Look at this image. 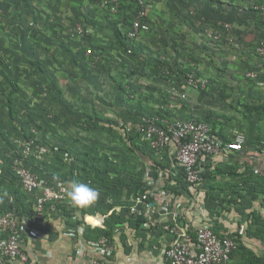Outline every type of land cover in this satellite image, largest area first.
<instances>
[{
    "label": "rangeland",
    "instance_id": "obj_1",
    "mask_svg": "<svg viewBox=\"0 0 264 264\" xmlns=\"http://www.w3.org/2000/svg\"><path fill=\"white\" fill-rule=\"evenodd\" d=\"M151 1L141 37L132 41L124 35L130 9L117 18L99 0H0L2 190L11 187L5 167L10 145L29 127L57 150L51 160L74 156L61 173L84 166L91 176L86 181L99 191L93 206L106 212L116 206L128 210L125 200L144 147L143 138L126 139L117 126L121 119L139 124L164 109L182 117L177 110L200 97L195 106L201 113L206 109L203 116L234 127L248 120V137L264 139V55L256 53L264 40V15L252 6L254 0ZM226 17L229 36L238 38L236 48L226 40L217 46L206 35L222 28ZM187 74L208 79V88L191 87ZM226 160L212 168L202 188L211 193L208 204L217 212L226 208L246 216L254 208L249 190L254 173L237 159ZM52 166L50 173L59 174ZM257 212L248 218L260 216Z\"/></svg>",
    "mask_w": 264,
    "mask_h": 264
},
{
    "label": "built area",
    "instance_id": "obj_2",
    "mask_svg": "<svg viewBox=\"0 0 264 264\" xmlns=\"http://www.w3.org/2000/svg\"><path fill=\"white\" fill-rule=\"evenodd\" d=\"M99 2L113 15L118 14L125 4H133L134 12L131 13V26L127 33V38L132 41L141 37L145 20L154 6L151 0H99ZM254 7L264 15V3L254 4ZM231 29L230 23H224L222 28L207 30L206 35L214 42L221 41L224 35L233 41V36H229L233 31ZM83 31L84 28L80 27V33ZM128 51L130 53L131 49ZM256 51L257 54L264 55V40L259 42ZM186 79V83L193 88L204 90L208 88V79L194 74H187ZM183 97H186V94H183ZM119 126L126 132H132L135 128L141 131L143 139L148 142L152 152L157 154L159 161L163 162L165 159L164 156L158 155L169 150L177 159L178 166L185 175L184 182L188 186L195 184L199 187L205 181L202 161L221 152H244L247 142V137L242 132L225 141L219 136L218 128L196 116L168 120L151 114L139 124L121 119ZM29 131L27 137L12 142L8 160L10 181H16L28 195L32 207L30 211H25L17 205L12 195L3 196V192H0V264H31L33 261L34 264H39L36 251L32 254L31 248L36 242L49 243L57 237L60 231L56 220L60 215L62 217L66 215V218L69 216L63 206H67V212L72 214L70 219L75 220V224L74 227L67 226L61 231L62 234L74 240L82 237L84 243L77 242L73 255L61 264H111L115 252L113 238L105 234L97 239L86 237L89 226L104 228L105 222L96 214L82 215L77 210L78 206L69 200L67 192L73 186V180L48 176L47 168L41 172L37 169L44 164L51 166L60 160L50 159L57 150L42 140L35 127ZM261 148L264 153V142ZM148 158H144L142 164L145 187L139 188L132 195V202L128 205L130 217L144 215L168 235L169 239L159 244L168 264H229L239 249L237 237L216 231L214 223L209 220L198 226L184 223L180 213L184 204L177 198L179 196L167 194L169 200L153 201V197H162L160 196L162 191L156 190L153 185L161 180H170L172 177L170 175L174 177L176 172L171 171V167L162 168L153 158L152 160ZM75 160L74 156L67 153L63 158L64 162ZM80 173L83 174V171ZM261 174L264 180V171ZM162 193L166 194L165 191ZM120 211L112 209L103 217L107 218L115 213L118 215ZM90 218H96V221ZM45 256L50 258L51 252L45 251Z\"/></svg>",
    "mask_w": 264,
    "mask_h": 264
},
{
    "label": "crops",
    "instance_id": "obj_3",
    "mask_svg": "<svg viewBox=\"0 0 264 264\" xmlns=\"http://www.w3.org/2000/svg\"><path fill=\"white\" fill-rule=\"evenodd\" d=\"M251 3H253L252 6L254 7V4H261L264 3V1L255 2L254 0ZM227 20L228 19L226 17L225 23H230ZM262 20L264 21V19ZM219 23H221V21H219ZM233 38L234 40L230 41L227 35H224L223 37V39L226 40V45L229 46L230 48H232L230 46L231 44H234L236 48L239 43L238 38L236 36H233ZM258 42L259 41H257L256 43ZM214 44H216L217 46H223V45H219L220 44L219 42H214ZM183 94L186 93L183 92ZM192 99L193 101L189 103L188 108H182L181 110L178 109L177 111L178 112L181 111L183 116H188V117L196 116L202 119L211 120L214 124H216L219 127V129L223 131V133H225L228 136L226 137L227 140L238 132H242L246 135L247 142L245 144L244 152H221L216 156L206 159L202 162H203V167L205 169V173L207 172V174L212 171V168L215 171L217 168L216 166L220 164H226L227 163L226 158L237 159L238 161H240L242 166L244 165L249 169V171L253 172L254 173L252 177L253 185L251 186L252 188L250 187L249 190L252 192L251 194H253L251 198H255L253 200L254 208L248 209L247 212L248 214L245 216V214L243 213H239V212L237 213L234 210L230 211V209L226 210V208H224L225 212H223L222 210H221L222 212L221 211L217 212L216 211L217 208L215 210L212 208V206H209L207 200L206 201L203 200L202 202L203 204H200L197 207H195V203H194L195 201L193 203L189 202L190 195L186 190L187 188H189V186H186L184 188L185 186L184 181H183L184 186H182L181 183L180 184L176 183L175 179L179 176V170L177 169L178 164L174 165V163L171 164V168H172L171 171L176 172V175L174 177L173 175H170L172 176L170 180H161L158 181L155 185H153V188H155L156 190H160V192L165 191L166 194L161 192L160 196L162 197L160 198L153 197L152 200L153 201L159 200V202H162L163 200H167V199L169 200V197L168 198L166 197L168 196L167 194H169V196L171 195L179 196L177 198L181 200L184 204L183 209L180 210V213L182 215V221L184 223L186 222L188 224L198 226L203 221L209 220L214 223L213 226L215 227L216 231L220 233H228L235 235L239 242V249L234 253L232 260L229 264H264V180L261 174V172L264 171V153L261 151L262 149L261 144H263L264 139L258 142V140H252V138L248 137V134L244 131V129H246V126H248L246 125L247 122H249L248 120H246L245 122L239 120V125L234 127V125H228V124H232L231 122H227V123L223 122L222 124H219L218 122L213 121L214 119L213 117L203 116V115H207L206 109L204 110L203 113H201L200 108H197V106H195L196 101L197 100L199 101L200 97L198 98L193 97ZM161 112L162 114H160V116L168 120H172L177 117V116L171 117L172 111H169L167 109H164ZM178 117H181V115ZM143 142H144V147L142 146L139 148L140 157H141V162L139 167L140 174L143 172L142 164L144 158L149 157L148 159L151 158L150 160H152V158L153 159L157 158V154L152 152L148 142L146 140H143ZM165 154H168V156H173V154H170L169 150H167L162 155H158V157H163L165 156ZM165 183H170V185H172L171 186L172 189H167V186L165 187L164 185ZM199 187L204 190V194H205L206 193L205 190L207 189L202 188L203 185ZM173 188L175 189V191L173 190ZM177 193H179V195H177ZM133 194L134 192H132L131 194L129 193V198L125 196V198L127 197L125 200L126 204L128 200L127 205L131 204ZM208 194L209 196H211V193L209 191ZM181 197L183 198L181 199ZM184 200L187 201L185 202ZM246 201L247 199L243 200L242 203H246ZM112 209H116L117 211L121 210L119 213L122 214L119 216V218H123L124 221L115 226L114 234L113 236H111L115 244V252L111 258V264H117L116 262L120 259L128 260L130 257H132V260L129 259V261H126L123 264H168L167 261L164 259L163 251L159 246V244L165 243L169 239L168 235L165 232H163L160 228H158L156 224L155 225L152 224L149 221V219H147L146 222H144L142 225L138 227L132 225L130 223V220H134L135 217L132 216L130 217L129 208L127 211L124 212L123 209H121V206H116L108 209L107 213ZM252 211H256V212L258 211L259 214L257 212V215H260V217L262 218L258 220L259 216H257L258 218H254V220L252 218L249 219L248 216L252 214ZM79 214L80 213H78V215ZM95 214L104 222L108 218V217L107 218L103 217L104 214H106L105 210L104 211L99 210ZM214 214H216L217 216L216 215L214 216ZM68 218H71V216L69 215L66 218V215L65 217H62L60 215L56 220V224L60 232L63 231L67 226L74 227V225H70V224H75V220L73 221ZM244 221L246 222L248 221V222L245 223ZM252 225H257V228H259L257 232H253L250 230L249 226ZM60 232L57 234V237L52 239L49 243L46 242L40 244L39 242H36L35 245L32 246L31 248L33 250L30 249L32 254H34L36 251V254L39 257V264H61L67 261L73 255V251L77 242L84 243V238L82 237H78L77 239L74 240L73 238L67 237L63 235L62 232L61 233ZM48 250L51 252L50 258H47L45 256V251ZM31 264H34V261Z\"/></svg>",
    "mask_w": 264,
    "mask_h": 264
},
{
    "label": "trees",
    "instance_id": "obj_4",
    "mask_svg": "<svg viewBox=\"0 0 264 264\" xmlns=\"http://www.w3.org/2000/svg\"><path fill=\"white\" fill-rule=\"evenodd\" d=\"M127 9H130V26H131V18H132V12H134V6L133 4L131 3H127L125 4V6L121 9V11L115 15V17H119V14L122 13L123 11L127 10ZM127 38V34H124ZM224 40V39H223ZM220 42V41H219ZM129 49L132 50V48H130L129 46ZM153 114V113H152ZM151 115V114H150ZM202 119V118H201ZM204 120H207L209 122H211L213 124V126L215 128H218V134L221 138H223L225 141H228L226 139V137H228L225 133H223V131L221 129H219V127L214 124L211 120L209 119H204ZM117 126L120 128L119 124H117ZM30 127L28 129H26V132L24 134H21L20 135V138L22 137H27L30 133L29 131ZM120 130H122L120 128ZM125 135H126V139L131 143V142H136L135 140H138V139H142L143 136H142V133L141 131H139L138 129H133L132 132H126L124 131ZM231 136V135H229ZM42 137V136H41ZM135 139V140H134ZM45 142L49 143L47 138L45 139ZM13 143H11L10 146H12ZM167 158V159H165ZM164 161H159L157 158H154V162L158 165V166H161L162 168H170L171 167V164L174 163V165H177L178 162H177V159L174 157V156H168V154H165L164 156ZM56 160H60V161H57L55 162V164H53L52 167L58 169V171H60L59 174H51L49 169H50V166L47 165V164H44V166H39L37 169L41 172L43 169L47 168L48 171L46 172L48 176H53V177H60L62 179H65V180H73V183H87L88 182L86 180H89L91 179V176L89 175L90 173L89 172H83V174L80 173V171H84V166H78V167H72L70 169H68V171L66 172H63L61 173V169L62 167L65 166V163L63 161V159L57 157ZM6 167V171L8 173H10V165H9V160H8V164L5 166ZM177 169L179 170V176L175 179L176 180V183H181L182 186H184V188L186 186H188V184L186 182H184L185 184L183 185V181L185 180V175L184 173L182 172V170L179 168V166L177 167ZM76 170H77V173H79L77 175L76 173ZM207 172L204 174V178L206 179L207 177ZM143 172L140 174V172H138L137 174V178H136V182L133 184L132 188H131V191H130V194L132 192H135L136 190H138L139 188H144L145 187V182L143 181ZM165 187L167 186V189H172V185H170V183H165L164 184ZM1 189V188H0ZM173 190L175 191V189L173 188ZM188 191V194L190 195V199H189V202H194L195 203V207H197L198 205L200 204H203V200H207L208 202V198L210 197L209 194H208V190H205L206 191V195L204 194V190L201 189L200 187H197L195 184H191L189 185V188L186 189ZM0 192H4V190L1 189ZM177 192V191H176ZM7 193L9 195H12L16 202H17V205L19 207H21L23 210L25 211H30L31 210V207H32V204L29 202V197L28 195H26L21 187L16 183V181L12 180L11 181V187H8V190H7ZM177 195H179V193H177ZM183 197H181L182 199ZM63 209L66 211V213L68 215H72L71 213L67 212L68 209H67V206H63ZM82 215H88V214H95L98 210V208L94 207L93 204L89 205V206H86V207H79L78 206V209ZM107 213V212H106ZM122 213H120L119 215H117L116 213L113 214L112 216H109L106 220H105V227H95V228H92L91 226L88 227L87 229V235L86 237L88 239H97L98 237H100L102 234H105V235H108V236H113L114 234V230H115V226L122 223L124 221L123 218H119V216L121 215ZM252 214L256 215V211H252ZM256 218H258L256 216ZM261 217L259 216L258 220L260 219ZM70 219V218H68ZM147 217L142 215V216H136L134 220H130V223L132 225H135V226H140L142 225L144 222L147 221ZM70 225H73V224H70Z\"/></svg>",
    "mask_w": 264,
    "mask_h": 264
},
{
    "label": "clouds",
    "instance_id": "obj_5",
    "mask_svg": "<svg viewBox=\"0 0 264 264\" xmlns=\"http://www.w3.org/2000/svg\"><path fill=\"white\" fill-rule=\"evenodd\" d=\"M8 196L7 191L2 193ZM69 200L76 206L86 207L93 204L99 197V191L87 183H74L67 192Z\"/></svg>",
    "mask_w": 264,
    "mask_h": 264
},
{
    "label": "bare ground",
    "instance_id": "obj_6",
    "mask_svg": "<svg viewBox=\"0 0 264 264\" xmlns=\"http://www.w3.org/2000/svg\"><path fill=\"white\" fill-rule=\"evenodd\" d=\"M90 220H94V221H96V218H90Z\"/></svg>",
    "mask_w": 264,
    "mask_h": 264
}]
</instances>
